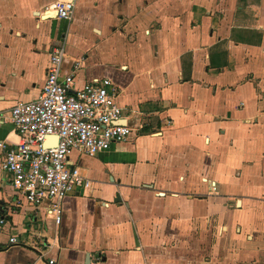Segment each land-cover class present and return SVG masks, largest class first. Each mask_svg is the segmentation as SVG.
<instances>
[{"label":"crops","instance_id":"0c3cea01","mask_svg":"<svg viewBox=\"0 0 264 264\" xmlns=\"http://www.w3.org/2000/svg\"><path fill=\"white\" fill-rule=\"evenodd\" d=\"M60 45L62 74L111 77L138 127L70 152L88 180L59 224L0 146V264H181L176 235L264 224V0H0V143L20 141L9 111L40 95Z\"/></svg>","mask_w":264,"mask_h":264},{"label":"built area","instance_id":"2783aa9c","mask_svg":"<svg viewBox=\"0 0 264 264\" xmlns=\"http://www.w3.org/2000/svg\"><path fill=\"white\" fill-rule=\"evenodd\" d=\"M56 11L59 18L70 20L74 4L60 2ZM64 55L63 45L53 47L40 95L11 107L9 115L20 141L14 147L0 143L2 168L12 174L14 188L31 204L49 203L56 224L62 220L65 198L88 180L70 162V152L92 155L108 150L127 141L134 131L115 123L129 115L117 103L119 89L112 78L95 77L78 86L73 72L62 74ZM4 115L0 109V119ZM49 135L57 136V141ZM10 242L18 239L12 237Z\"/></svg>","mask_w":264,"mask_h":264},{"label":"rangeland","instance_id":"374dc122","mask_svg":"<svg viewBox=\"0 0 264 264\" xmlns=\"http://www.w3.org/2000/svg\"><path fill=\"white\" fill-rule=\"evenodd\" d=\"M244 233L176 235V256L181 264H264V224Z\"/></svg>","mask_w":264,"mask_h":264},{"label":"water","instance_id":"95a60500","mask_svg":"<svg viewBox=\"0 0 264 264\" xmlns=\"http://www.w3.org/2000/svg\"><path fill=\"white\" fill-rule=\"evenodd\" d=\"M139 115L136 114L134 115L133 119H129V118H121L115 121L116 124L118 125H129L133 128L138 127L137 125V119H138ZM55 138V142L57 141L58 137L57 136H53V135H49L48 139H52ZM45 144V143H44ZM48 144V143H46Z\"/></svg>","mask_w":264,"mask_h":264}]
</instances>
